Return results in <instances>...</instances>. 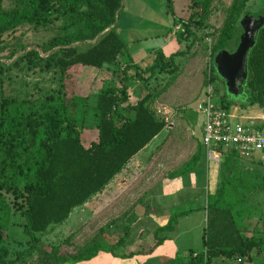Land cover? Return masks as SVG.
<instances>
[{
    "label": "trees",
    "instance_id": "trees-1",
    "mask_svg": "<svg viewBox=\"0 0 264 264\" xmlns=\"http://www.w3.org/2000/svg\"><path fill=\"white\" fill-rule=\"evenodd\" d=\"M212 1L189 0L188 17L180 25L179 40H188L195 35V29L206 26ZM250 1L232 0L226 9L211 48L208 82L220 79L214 57L221 50L231 49L234 40L238 43L242 32L239 21L250 11ZM121 7V0H12V7L5 9L0 0V52L10 48L6 57L10 63L0 61V243L8 239L14 211L22 217V233L31 243L14 260L8 259V249L0 246V264L23 261L32 250L38 252L42 261L84 263L100 251L114 252L127 238L125 230L110 246H104L97 238L64 252L60 245L41 241L50 228L64 223L75 208L100 193L167 126L149 107L151 93L139 95L135 103L129 101L130 69L134 70L133 76L142 80L172 69L161 50L156 52L154 63L144 69L132 62L125 42L114 29ZM172 9L173 0H166V12L175 23ZM57 22L55 35L35 47L3 39L22 26L46 30ZM120 58L125 62L119 63ZM76 67L93 72V81L103 68H111L120 87L101 88L91 95V100L89 95L86 99L76 98L70 91L73 84L68 81L69 71ZM16 69L22 73L36 71L42 85L34 83L32 89L6 95L2 83ZM244 88L246 96L244 101H238L239 105H257L264 114V25L248 54ZM215 91L218 92L216 87ZM234 102L226 92L220 98L226 109ZM88 107L97 137L84 142L83 123ZM200 150L198 147L175 173L192 170ZM243 165L236 153H226L219 165L220 181L206 196L207 232L202 236L203 247L177 256L176 264L177 259L180 264H213L217 258L251 262L253 256L264 252V217L259 230L258 222L250 230L244 215L248 210L247 197L255 192L264 194V165L254 164L258 168L251 171L243 169ZM188 213L171 214L166 224L153 232L155 241H163L158 236L172 231L177 219ZM252 230L260 231L263 237L250 235Z\"/></svg>",
    "mask_w": 264,
    "mask_h": 264
},
{
    "label": "rangeland",
    "instance_id": "rangeland-1",
    "mask_svg": "<svg viewBox=\"0 0 264 264\" xmlns=\"http://www.w3.org/2000/svg\"><path fill=\"white\" fill-rule=\"evenodd\" d=\"M231 1L213 0L206 26L202 30L195 29V35L188 40H179L178 31L182 21L188 17L189 0H173L172 11L176 17L175 23H173L172 16L166 12V0H124L118 16L115 18L114 29L125 42L126 52L130 54L131 60L133 52L134 54L137 50H139L138 52H145L141 54L142 58L140 60L135 62L132 60L136 66L141 69L150 66L154 63L156 52L161 50L165 60L170 61L172 69L171 72H157L154 78L148 80L133 76V69L127 72L128 76H131L127 81L129 101L135 103L143 94L151 93L153 95V100L149 104L151 111L167 122V126L154 139V143L159 146L155 148L156 150L151 155L144 154L141 157L142 162L147 159V163H142L145 166L142 168L143 176H145L143 180L145 178H151L152 181L156 178H159V180L167 178L170 172L179 169L181 165L191 159L196 147L198 148L202 117L197 113L196 105L202 99L203 91L208 83L209 67L211 65L210 53L215 34L224 22L226 9ZM3 7L5 9L11 8L12 0H3ZM248 8H250V11L244 15L258 13L264 16V0H251ZM58 25L57 22L55 26H51L46 30H35L29 26H22L14 33L4 36L3 39L7 43L13 44L15 41H20L23 44L35 47L45 43L55 35ZM235 44L234 40L232 42L234 48L231 47L227 51L233 52L237 46ZM9 50L10 48H7L4 52H0L1 62L10 63L6 59ZM135 57H137L136 54ZM120 62L124 63L125 59L120 58ZM92 74L94 73H88L85 68L81 67L69 71L68 81L73 84L70 91L74 93L76 98L86 99L89 95L88 97L91 100V95H95L101 88L111 85L116 86V88L120 87L117 79L111 75V68H108V70L103 68L94 81ZM147 75L143 77L146 78ZM102 82L106 84H102ZM34 83L42 85V80L36 71L22 73V71L18 72L16 69L11 73L10 79L6 78L3 81L1 88L6 95H15L24 90L23 88L32 89ZM212 84L218 89V97L222 98L225 90L221 80L218 78ZM232 106L243 110L245 115L260 114V109L256 106L241 107L238 101H235ZM82 107L85 108L86 105L83 104ZM89 110L88 107V114L85 116L83 123L82 138L84 142L92 141L97 137L94 126L95 121L89 115ZM126 115L130 116L131 114L126 113ZM149 151L151 150L149 149ZM212 168V166L209 168V172ZM255 168H258V166L244 162L243 169L251 171ZM218 169L219 167L213 172L214 183L220 181L218 171H216ZM128 189L119 188L116 193L110 189L109 194L106 192L101 197L107 198L110 196L111 201L93 207L90 211L92 213L85 216L86 218H82L84 222L77 223L79 209L75 208L64 223L50 228L41 236L42 243L60 245L63 252L83 247L97 238L104 246H110L123 233L121 230L124 227L123 222H119V220L115 222L113 217L116 215L119 216L117 219H120L122 213L132 209L130 203L132 202L130 200L132 190ZM139 193L137 191V194ZM125 198L130 200L129 204H124ZM246 207L248 210L244 215L245 220L250 224V230L256 222H258L256 228L259 230V223L264 217V194L255 192L248 196ZM11 223L8 239L0 243V246L6 247L9 251L8 259L14 260L18 255L20 256V253L28 249L31 243L28 237L22 233V217L18 212H13ZM79 223L80 225H78ZM206 226L207 221L202 224L203 232H207ZM252 231L249 232L250 235L256 238L263 237L260 231ZM199 245L202 249L201 240ZM120 249L118 247L115 250L120 252ZM164 249H167V246ZM127 250L125 248V252ZM39 259L38 252L32 250L31 254L27 255L23 261L14 264H55L54 260L42 261ZM213 264H264V252L253 256L251 262L242 260L238 263L237 260L217 258L213 261Z\"/></svg>",
    "mask_w": 264,
    "mask_h": 264
},
{
    "label": "crops",
    "instance_id": "crops-1",
    "mask_svg": "<svg viewBox=\"0 0 264 264\" xmlns=\"http://www.w3.org/2000/svg\"><path fill=\"white\" fill-rule=\"evenodd\" d=\"M138 51H135L137 57L134 52L131 55L134 62L140 60L141 54L145 53ZM255 106L258 107L253 105ZM260 114H262L261 109ZM156 137L136 154L100 193L78 208L77 223L82 222V218L91 214L93 207L111 201L110 196L101 197L106 192L109 194L110 189L115 193L119 191V188L132 190L130 194L132 202L127 198L124 202V204L130 202L132 209L122 213L120 219H117L119 216L116 215L113 217L115 222L119 220L124 223L121 232L124 233L127 230V238L123 246H120V252L117 250L112 253L100 251L90 261L79 264H176L175 258L180 256L179 254L184 255L189 250H201L199 241L201 240L202 243L204 233L202 224L207 220L206 196L208 192L213 193L219 183H214L213 172L219 167L226 153L219 160L208 162L199 141L197 146L201 149L200 157L192 170L181 174V172L175 173L178 170L176 169L162 180L159 178L153 181L151 178L143 180L145 176H143L142 168L145 166L142 163H147V159L146 162H142L141 157L144 154L151 155L156 150L155 148L159 146L154 143ZM243 161L248 162L245 159ZM211 166L213 168L209 172ZM137 191L140 193L137 194ZM85 211L87 213L84 214ZM183 211H189V213L178 218L172 231L158 236L164 239L163 241L159 243L155 241L153 232L165 225L171 214ZM165 246L167 249H164ZM125 248L128 249L127 252ZM177 260V264H180L179 259Z\"/></svg>",
    "mask_w": 264,
    "mask_h": 264
},
{
    "label": "built area",
    "instance_id": "built-area-1",
    "mask_svg": "<svg viewBox=\"0 0 264 264\" xmlns=\"http://www.w3.org/2000/svg\"><path fill=\"white\" fill-rule=\"evenodd\" d=\"M202 117L200 144L208 162L232 151L249 163L264 165V114L245 115L243 110L223 108L215 86L208 82L196 105ZM240 259L237 262L240 263Z\"/></svg>",
    "mask_w": 264,
    "mask_h": 264
},
{
    "label": "water",
    "instance_id": "water-1",
    "mask_svg": "<svg viewBox=\"0 0 264 264\" xmlns=\"http://www.w3.org/2000/svg\"><path fill=\"white\" fill-rule=\"evenodd\" d=\"M123 2L124 0H121V5H123ZM239 25L242 33L239 36L235 50L233 52L219 51L214 57V65L216 73L224 81L226 94L232 99L244 101L246 96L244 83L247 77V58L255 44L257 32L264 25V16L258 13L243 15Z\"/></svg>",
    "mask_w": 264,
    "mask_h": 264
},
{
    "label": "flooded vegetation",
    "instance_id": "flooded-vegetation-1",
    "mask_svg": "<svg viewBox=\"0 0 264 264\" xmlns=\"http://www.w3.org/2000/svg\"><path fill=\"white\" fill-rule=\"evenodd\" d=\"M222 82H223V85H224V81H223V80H222ZM225 89H226V88H225V86H224V90H225ZM225 92H226V90H225ZM234 100H235V99H234ZM235 101H239V100L236 99Z\"/></svg>",
    "mask_w": 264,
    "mask_h": 264
}]
</instances>
